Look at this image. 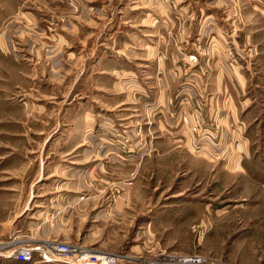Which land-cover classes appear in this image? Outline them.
<instances>
[{"label": "rangeland", "instance_id": "obj_1", "mask_svg": "<svg viewBox=\"0 0 264 264\" xmlns=\"http://www.w3.org/2000/svg\"><path fill=\"white\" fill-rule=\"evenodd\" d=\"M18 16L30 18L31 31L26 43L15 35L11 38L24 54L26 68V75L18 77L24 88L13 89L15 101L50 97L56 87V96L67 97L75 109L87 104L102 109L105 118L96 121L92 134L87 132L92 143L82 146L103 142L115 150L150 148L151 134L140 133L141 124L135 125L133 116L125 121L118 118L116 104L136 97L130 83H147L156 51L158 59L175 52L174 71L182 82L179 101H169L168 116H176L175 107L189 105L192 151L213 158L214 166L209 167L189 156L176 164L159 163L158 188L142 186V198L134 203L138 211L166 215L151 226L144 222L142 233L134 234V218H119L112 212L94 230L98 240L85 246L118 257L116 264H186V259L204 260L203 264H264V0H0V33ZM9 29L15 30L16 23ZM159 35L163 43L161 39L160 48L150 56ZM57 41L61 52L53 58L50 49ZM212 60H217L216 74L222 72L233 82L228 91L237 113L228 117L237 118L230 127L234 137L219 121L215 125L207 118L203 99L194 98L185 85L197 66L213 71ZM51 66L59 78H53ZM235 73L243 79L235 78ZM218 108L219 113L225 111L222 103ZM41 122L36 117L26 126L31 146L50 144L38 134ZM66 127L57 128L52 136ZM60 138L55 144L66 143V137ZM213 146L217 152L209 150ZM80 150L79 162L86 156ZM129 170L121 173L131 178L125 184L132 187L135 175ZM97 175L112 180L111 189L117 193L123 176L119 178L115 165L98 170ZM91 219L74 221L79 229H86ZM130 244H137V249H128Z\"/></svg>", "mask_w": 264, "mask_h": 264}, {"label": "crops", "instance_id": "obj_2", "mask_svg": "<svg viewBox=\"0 0 264 264\" xmlns=\"http://www.w3.org/2000/svg\"><path fill=\"white\" fill-rule=\"evenodd\" d=\"M18 17L20 18L5 24L7 26L4 25L0 33V264H72L56 260L43 261L36 253L30 262L16 261L8 255L11 244L36 247L49 240L72 241L82 245L96 241L99 234L94 230L101 226L100 220L110 218L109 214L112 212L113 216L123 219L133 217L136 223L132 225L137 230L134 234L142 233L144 222L151 226L163 218L160 215H166L157 210L152 213L151 209L138 211L134 203L142 198V186L158 188L155 175L160 169L159 163L176 164L182 162L183 156H189L193 162L209 167L214 166L211 164L213 158L202 154L198 157L192 151L194 138L188 127L193 114L189 105L175 107L176 116H168L169 101H179L182 79L174 71L175 52L167 51L166 59H158L156 55L155 48L158 49L161 39L162 43L164 40L161 35L155 40L154 46H151L150 56L154 52L155 54L151 57L153 63L151 62L147 83H130L129 86L137 90L136 97L119 99L116 104L119 108L118 118L125 121L133 116L135 125L141 124L138 131L151 134L150 148L144 145L134 146V149L124 146L115 150L105 147L103 142L97 146H82L90 141L92 143L93 136L87 132L92 134L96 121L105 118L103 112H100L102 109H91L92 104L75 109V105L67 103V97L56 96V87L55 93L50 97H22L15 101L11 97L13 89L17 85L24 88V83H19L18 77L26 75V68L22 59L24 54L12 43L11 38L15 35L22 43H26L31 31L30 18ZM13 23H16L15 30L9 29ZM244 38L247 39L246 36ZM202 39L197 38L196 42ZM58 42L50 49V56L53 58H58L61 52ZM147 50L150 52V48ZM212 64L213 71H204L197 66L189 73L185 85L189 86L187 88L194 98L203 99V110L207 118L213 119L215 125L219 121L234 137L235 131L230 127L232 124L234 128L237 118L228 117L230 113L235 116L237 113L234 97L228 91L233 82L222 72L216 74L217 60H212ZM50 72H57L56 67H52ZM128 74L132 75L131 72ZM234 77L243 79L236 73ZM53 78H59L57 73ZM51 84L55 86L54 83ZM221 103L225 108L223 113H219L218 105ZM36 117L42 119L38 134L44 136V141L50 143L48 145L29 144L26 126ZM62 125L67 126L66 130L63 132L58 129L57 134L52 136ZM57 135L58 138H55ZM60 136L66 137L65 144H55L60 143ZM79 149L86 154L80 162L77 155ZM209 150L217 152V146ZM146 151L148 154L142 157ZM114 165L118 169L119 178L123 176L116 185V194L111 189L113 181L106 176L97 175L98 170H109ZM122 169L134 172L137 179L133 180L132 187L125 184L131 178L122 174ZM216 170L217 167H213L214 173ZM81 196H84L83 200L80 199ZM87 216L92 218V225L79 229L74 219ZM136 246L137 244H130L128 249L136 250Z\"/></svg>", "mask_w": 264, "mask_h": 264}, {"label": "built area", "instance_id": "obj_3", "mask_svg": "<svg viewBox=\"0 0 264 264\" xmlns=\"http://www.w3.org/2000/svg\"><path fill=\"white\" fill-rule=\"evenodd\" d=\"M80 199H83V197ZM34 253L43 261L56 260L72 264H116L118 260L116 256L99 252L79 243L54 240L46 241L43 245L36 247L30 245L18 247L16 244H11L8 257L16 261L30 262ZM186 261L190 262L194 261V259H186Z\"/></svg>", "mask_w": 264, "mask_h": 264}, {"label": "bare ground", "instance_id": "obj_4", "mask_svg": "<svg viewBox=\"0 0 264 264\" xmlns=\"http://www.w3.org/2000/svg\"><path fill=\"white\" fill-rule=\"evenodd\" d=\"M203 261L204 260H196V259H194V261L186 262V264H203L204 263Z\"/></svg>", "mask_w": 264, "mask_h": 264}]
</instances>
